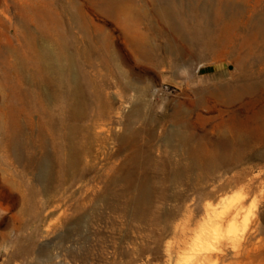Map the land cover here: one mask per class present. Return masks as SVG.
Returning <instances> with one entry per match:
<instances>
[{
	"label": "rangeland",
	"instance_id": "rangeland-1",
	"mask_svg": "<svg viewBox=\"0 0 264 264\" xmlns=\"http://www.w3.org/2000/svg\"><path fill=\"white\" fill-rule=\"evenodd\" d=\"M117 1L105 15L97 0H0V264H223L215 239L239 240L262 210L258 192L241 218L216 227L241 197L222 185L248 166L255 177L264 146L186 186L173 173L187 163L165 136L196 89L236 85L238 42L264 17V0ZM233 17L213 63L219 50L203 38ZM50 48L61 53L58 73L44 67ZM246 56L264 62V36ZM227 113L209 101L185 120L212 139ZM130 174L149 190L137 213L127 205L137 192L124 191Z\"/></svg>",
	"mask_w": 264,
	"mask_h": 264
},
{
	"label": "bare ground",
	"instance_id": "bare-ground-1",
	"mask_svg": "<svg viewBox=\"0 0 264 264\" xmlns=\"http://www.w3.org/2000/svg\"><path fill=\"white\" fill-rule=\"evenodd\" d=\"M97 1L102 4V12L105 15H113L121 8L119 6L121 4L117 3V0ZM235 20V17H233L229 21L228 26H225V31L221 35L217 34L212 38H203L202 46L205 49L217 48L219 50L213 63L217 62L223 55L224 48L222 41L233 27L236 22ZM263 36L264 17L258 19L256 22L249 23L247 32L238 42V53L235 57V62H233L236 71L235 86H217L214 90L212 88L207 90L198 88L193 93L194 99L189 102V108L183 107L182 104L177 106L172 116L175 130H172V132L165 136L168 141L172 138L176 139L175 143L168 145L171 150L175 151L187 163V165L179 167L174 171L173 180L177 183L186 186L201 183L206 174L209 175L237 162L249 160L253 158L256 151L264 146V79H256L255 77L257 75L254 73L264 71V62H248L246 59L247 53L252 52L253 44L259 37ZM60 56L61 53L51 48L46 50L43 59L45 61L44 67L48 70V74H50L49 72H60V66L58 64ZM254 63L255 66H253ZM185 67L187 68V66ZM72 96L74 97L73 93ZM209 101L213 102L215 106L228 110L227 119L213 129L212 135H214V138L212 139L207 138V134H199L196 128L191 127L189 122H187L188 120H185L189 113L191 114L199 111V109L205 108ZM70 110L73 116L78 114L76 106L71 107ZM67 134L70 137L72 133L68 131ZM19 140V133L14 132L12 145L15 153L17 152L16 148ZM149 158L146 160V165L150 163ZM73 161V155L69 152L67 154V169L73 167ZM176 164H179V162H176ZM261 166H263V163ZM251 169L252 167L249 168L248 166V168L244 167L241 171L238 170L239 172L222 185L221 192L227 189L240 188L241 197L238 202L236 201V204L234 203L235 205L228 206V209L226 208L227 210L222 214L223 222L221 221L216 224L217 229L220 230L227 221L235 222L241 218L248 198L258 192H264V166L259 169L255 177L248 179V175L250 174L248 170ZM123 182L126 195L128 194L130 196L133 191L137 192L136 195L130 198L128 197L127 205L129 209L134 213L140 212L142 207L146 205L149 196V190L144 183V179H141V177L136 178L130 174ZM216 193L208 194L205 197L216 198ZM259 200L260 203L263 201L262 210L254 218L252 225L249 227V231L239 240L229 243V238L227 237L215 239L221 248L218 250V258L223 264H264V247L259 246V242L261 243L259 237L264 234V193L260 195Z\"/></svg>",
	"mask_w": 264,
	"mask_h": 264
},
{
	"label": "crops",
	"instance_id": "crops-1",
	"mask_svg": "<svg viewBox=\"0 0 264 264\" xmlns=\"http://www.w3.org/2000/svg\"><path fill=\"white\" fill-rule=\"evenodd\" d=\"M216 94H219V93H216ZM211 103H213V102H211ZM214 104V103H213ZM214 106H215V104H214ZM215 107H219V106H215Z\"/></svg>",
	"mask_w": 264,
	"mask_h": 264
}]
</instances>
